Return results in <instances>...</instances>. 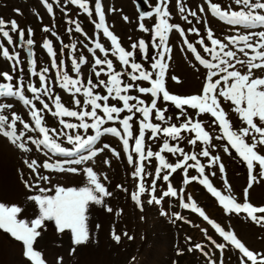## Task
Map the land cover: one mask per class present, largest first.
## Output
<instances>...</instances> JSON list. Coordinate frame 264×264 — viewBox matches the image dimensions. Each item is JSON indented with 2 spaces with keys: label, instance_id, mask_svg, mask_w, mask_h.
<instances>
[{
  "label": "rangeland",
  "instance_id": "obj_1",
  "mask_svg": "<svg viewBox=\"0 0 264 264\" xmlns=\"http://www.w3.org/2000/svg\"><path fill=\"white\" fill-rule=\"evenodd\" d=\"M80 2L86 4L87 11L72 0H0V19L6 22L3 31H7L11 37L9 43L8 37L0 31V84H11L14 90H20L24 97L32 102L25 104L18 96L0 97V104L11 105L0 114L6 115L11 120L12 114L15 113L33 129H24L23 123L17 122L18 133H24V137L18 143H24L27 150L0 136V204L6 208H20L17 219L30 223L40 216L39 204L34 197L55 196L57 189L61 187L77 190L91 187L86 174V169L91 167L111 195L102 197L100 204L89 202L85 212L89 239L85 243L75 244L71 230L60 231L54 219L42 222L41 227L37 229L40 236L34 243V249L41 252L46 264H163L167 255H178L184 250L187 253L194 252L198 249L196 245L209 248L216 256L215 264H241L242 254L226 242L212 225L203 231L204 239L194 245L189 244L187 231L196 221L198 213L192 211L191 207H183L182 202L189 204L195 202L199 208L203 205L211 206L214 200L219 202L204 185L198 181L185 184L184 169L171 173L169 181H164L162 177L169 174L170 170L161 169V178H156L155 170L160 167V161L155 155L142 162L143 179L134 176L136 167L141 164L138 154L134 152L135 138L139 136L140 123L143 120L142 113L137 112L135 108L131 113L127 110L122 111L113 121L107 120L102 108L97 109V115L105 120L103 127H116L121 132V137L124 133L119 121L132 115L130 124L133 136L129 139V146L126 149L121 137L111 134L102 135L94 147L100 148L104 145L109 147L80 165L67 163L78 159L80 154L71 157L54 155L46 146L32 143L28 139V137L32 140L43 139V134L35 127L31 115L34 109L39 111L42 126L48 129L49 137L67 150H73L74 145L68 142L65 133L72 136L80 135L83 138L95 135V130L92 128L87 130L79 127L65 128L61 121L75 125H79L82 121L78 117L57 115L59 112L56 107L57 99L68 110L90 112L91 105L85 103L90 98L83 95L84 90L90 88L94 95L109 96L107 101L102 100L98 103L122 108L123 101L119 100L114 92L109 94L107 91L108 87H112L109 83L110 77L118 75L120 86H129L126 92H121V95L136 98L129 101L130 105L151 107V102L155 99L157 109L165 110L163 121L156 119L157 109H153L146 122L159 125L161 128L173 124L180 127L187 122V117H191L193 122L199 121L212 137L210 142L198 140L192 145L188 141L195 138V133L191 131L182 130L178 139H172L162 132L152 138L151 130L146 129L145 153L148 150L153 153L160 152L165 161L173 165L183 162L184 156L180 152L173 154L162 150L165 142L183 149L184 154H195L200 165L205 169L204 175L213 186L222 194L232 195L237 202H243L244 189L249 181L247 163L225 140L222 127L218 122H214L215 118L208 113L200 114L198 110L188 106H184L182 113L181 109L171 101L164 100L162 94L152 97L150 93L139 91L140 87H151V81L131 78L139 76V71L131 69L132 62L140 64L141 70L152 72L153 80L157 78L158 69H153L152 64L159 59V49L154 47L159 40L153 39V28L158 23V18L153 14L141 20L140 14L153 13L159 0H99L104 12L105 25L117 36L121 47L134 53L133 57L129 58L128 65L120 61L119 53L116 52L111 41L104 36L103 29L96 27L99 23V15L96 11L97 0H80ZM211 2L219 4L223 10H239L234 0H211ZM181 5L185 9L184 12L179 11ZM201 7L204 11H200ZM168 8L171 13L169 22L179 25L184 30V35L182 36L175 29L167 34V44L171 51L164 59L167 65L164 83L170 94L181 97L201 94L207 74L213 71L195 59L196 54L187 49L185 39L197 48V52L204 59L218 63L219 61L204 52V46L198 43L203 39L205 45L213 47L208 40L209 29L214 38L225 44L228 43V37L244 35L247 31L264 30L262 28L246 30L241 26L231 28L223 25L210 11L209 0H181L180 4L177 0H169ZM190 12H195L196 15L192 16ZM13 20L18 25L16 31H13L10 25ZM141 23L149 31H142L139 27ZM190 29L198 30L199 34ZM20 31L24 32L23 39L20 38ZM28 40H32L33 43L28 44ZM140 40L145 42L146 48L133 49L132 45L138 44ZM97 42L102 44L105 52L96 49ZM46 45L50 46L51 53ZM242 46V44L229 45L227 50ZM5 49L9 53L8 57L3 55ZM238 55L244 58L242 54L238 53ZM96 59L111 60L112 69H108L107 64H95ZM74 63L79 65V72L75 70ZM237 70L243 72L244 68L237 65ZM97 72H100L99 76L96 75ZM257 72L259 75H264V72L259 70ZM5 73L12 79H6L3 75ZM65 74L72 80L80 81V84L76 85L81 88L79 93L75 92V88L71 85L62 86L65 84ZM41 76L44 78L43 81ZM99 81H105V84L101 85ZM31 87H36L39 91L33 94L30 91ZM36 96H39V100ZM219 99L233 129L246 127L239 115L233 111L234 105L222 97ZM75 100H80L81 104L76 105ZM140 100L144 101L143 105L138 104ZM45 104L48 105L47 108H44ZM83 122L92 124L94 120L85 117ZM204 149L209 151V157L201 155ZM81 154L87 155V152ZM129 155L133 157L131 164L128 160ZM217 156L220 158L219 161L213 163L211 158ZM106 160L108 163H105ZM33 161L35 164L30 167ZM46 163L52 167H44ZM195 164L196 161H187V165ZM220 164L224 166L223 172L220 171ZM74 167L78 169L77 172L69 171ZM252 174L257 177V182L249 189V202L264 206V178H261L258 171ZM187 176L200 177V173L196 167H187ZM153 181H155V192L152 190ZM141 183L145 188L143 193L139 192ZM168 183L177 190V196H168L174 216L171 222L158 215V209L154 207V204H157L155 201L152 205L149 203L153 196L157 199L162 197ZM226 183L231 186L230 191ZM185 185L190 188L187 194L183 193ZM42 189L45 191H41ZM133 194L139 196L138 201L133 199ZM221 207L222 209H213L212 221L225 231L234 232L249 249L264 253V226L252 222L245 213L227 214L222 205ZM178 216L180 218H177ZM114 234L120 236L119 242L114 239ZM212 241H215V244ZM216 244H223L225 247L221 250ZM24 252L25 246L21 241L11 233L0 229V264H32Z\"/></svg>",
  "mask_w": 264,
  "mask_h": 264
},
{
  "label": "snow or ice",
  "instance_id": "obj_2",
  "mask_svg": "<svg viewBox=\"0 0 264 264\" xmlns=\"http://www.w3.org/2000/svg\"><path fill=\"white\" fill-rule=\"evenodd\" d=\"M73 3H78L80 7L84 8L87 11L86 4L80 2V0H72ZM169 0H159L157 6L154 8L153 13H141L140 19L144 20L147 17H151L153 14L158 18V23L154 25V37L153 39L158 38L159 43L154 44V47L159 49L158 56L159 59L152 64L153 69H158V74L156 79H152V72H145L141 70V65L135 62L130 64V67L134 71H139V76H132V80H145L151 81V87H140L139 91L141 93H150L152 97H157L158 94H162V97L166 101H171L178 109H181L183 113L184 106H188L192 109L198 110L200 114L208 113L215 118L214 122H218L223 128L225 136L232 148L235 149L236 153L247 163L249 170V181L248 186L244 189L243 202H237L235 197L232 195L222 194L213 184L210 182L207 176L204 175V167L200 165L199 160L195 154L188 155L183 153V149L179 147L170 146L165 142L162 146V150H166L170 153L180 152L183 154V162H177L174 165L165 161L164 157L160 152L153 153L151 150H148L145 153L144 150V133L145 130H151L153 136L157 133L162 132L165 136L172 139H178L180 137L181 131H191L195 133V138L189 139V144L195 145L197 141L210 142L212 137L208 131H205L204 127L199 121L193 122V118L187 117V122L183 123L180 127L176 125H171L168 127L161 128L159 125H155L149 120L150 113L153 109H157L156 100L153 99L151 102V107H138L136 104H129L130 100H135L136 98L129 95H121V92H126L129 86L121 87V81L118 78V75H112L110 77L109 83L112 87H108L107 91L109 94L115 93V96L123 101V107L109 106L107 104L102 105L98 101H107L109 96H100L94 95L93 91L88 88L85 89L83 95L89 97L85 103L91 105V111L77 112L74 110H68L59 103L57 99L56 107L59 109L57 115L59 116H69V117H78L82 123L75 125L72 123H65L64 127L67 129H75L77 127L83 128L85 130L92 128L95 130V135H90L87 138H83L80 135H67L65 133L69 143L74 145L73 150H67L65 147H62L60 143L51 139L48 134V129L42 126V119L38 110H33L31 115L35 121V127L43 134V139L32 140L31 137H28L32 143H38L46 146L50 151L56 154H63L66 156L79 155L78 159L67 161V163H72L80 165L86 161L91 160L93 157L99 155L103 152L105 148H108L109 145H104L103 147L96 148L94 147L97 144V141L104 134H111L113 136L121 137V132L116 127H103L105 120L97 115V109L103 110L104 114L108 121H113L115 118L119 117V114L127 110L132 112L133 109L137 112L142 113L143 120L140 123L139 136L135 138L134 152L138 154L141 164L136 167L134 176L140 177L143 179V161L147 158L155 157L160 161V167L156 168V178H161L160 173L161 169H168L169 174L163 175L162 179L164 181H169V176L171 173H175L178 169L185 170V179L184 183H190L192 181H198L200 184L204 185L208 192L215 197L219 203L225 209L227 214L236 213H245L247 217L254 223L264 226V206H257L249 202V189L252 188L253 184L257 182V177L252 173L258 171L261 178H264V75H259V72H264V30L253 32L247 31V34L239 36L228 37V43L225 44L219 39L214 38V35L211 29L208 30V40H210L213 47H208L205 45L204 40L201 39L198 41L200 45L204 46V52H207L213 56L214 60H218V63H212L202 57V55L197 52V48L187 39L184 40V43L187 46V49L192 53H195V59L208 69H213L206 76V84L202 88V93L197 95H191L186 97H181L177 95L170 94L165 88L164 76L167 65L164 63V59L167 53H170L171 49L168 47L167 34L173 29L179 31L181 35H184V30L179 27V25L171 24L169 22L171 13L168 8ZM178 4L181 3V0H177ZM235 4L239 6V10H223L221 6L217 3L211 2L209 0V7L212 14L219 19L225 21L226 23L233 26H241L242 28L264 29V0H234ZM19 11V10H17ZM49 11L51 7L49 6ZM96 11L99 15V23L96 25L97 28L103 29V34L106 36L112 43V46L116 49V52L119 53L120 61L128 65L130 63L129 58L133 57L134 53L132 51H126L121 47L120 42L105 25V17L102 7L99 0H97ZM180 12H184L185 9L181 5L179 8ZM200 11H204V8L201 7ZM192 16H195V12L189 13ZM187 19V17H184ZM127 20V17H125ZM6 22L3 19H0V31H3V27ZM11 28L13 31L18 29L17 22L15 20L10 22ZM142 31H149L143 23L139 25ZM79 26H77V31H79ZM31 31V30H29ZM190 31H195L196 29H190ZM3 35L8 37L9 43H11V37L7 31H3ZM20 38H24V32L20 31ZM28 44H32V40L27 41ZM242 44V47L236 48L234 50H227L229 45ZM49 48L51 53L50 46L46 45ZM145 49L146 45L143 40H140L138 44H133L132 48L136 49ZM96 49H99L101 52H105L104 47L99 42L96 43ZM238 53L243 55V59L238 55ZM116 53H113L115 55ZM222 54V55H221ZM3 55L8 57L9 53L5 49ZM235 61V63H233ZM83 62V59L82 61ZM95 64H107L108 69H112L111 60H101L96 59ZM237 65H240L244 68V71L241 72L237 70ZM75 70L79 72V65L74 63ZM232 69V70H229ZM4 77L8 80H11L12 77L7 73L3 74ZM97 76L100 75V72L96 73ZM41 76V80L43 81ZM175 79V77H173ZM65 84L62 86L71 85L75 88V92L79 93L81 91L80 87L76 85L80 84L79 80H72L66 74L64 75ZM91 83V81H89ZM101 85L105 84V81H99ZM30 91L33 94H36L39 89L36 87H31ZM19 97L25 104H31V100L26 99L23 93L16 89L14 90L11 84H0V97ZM230 101L234 105L233 111L237 113L240 119L244 122L246 127H241L239 130H234L230 120L227 117L225 110L221 106V101L219 98ZM36 99L39 100V96H36ZM76 105H80V100H75ZM138 104L143 105L144 101H138ZM11 105L0 104V113L5 109L10 108ZM48 105L45 104L44 108H47ZM165 110L157 109L156 119L163 121L165 119L164 115ZM114 114L115 117H114ZM85 117H91L94 120V123L88 124L84 123L83 120ZM133 119L132 115L126 116L120 120V124L123 127L124 136L121 137L123 140V145L127 149L129 146V139L132 138L133 134L131 131L130 121ZM23 123L24 129L33 130L30 128L28 123H24L21 120V117L15 113L12 114L11 120L6 115L0 114V136L7 138L11 143L16 144L18 147L25 149L24 143H18L24 137L23 132L17 130V122ZM87 152V155L81 153ZM227 151V148H225ZM201 155L204 157H209L210 153L207 149H204L201 152ZM212 162H218L219 157H212ZM129 163H133V157L129 155ZM192 160L196 161L195 165H187V161ZM105 163H108L106 160ZM35 164L33 161L29 166L32 167ZM258 166V167H257ZM44 167H52L50 164H45ZM187 167H196L197 171L200 173V177L187 176ZM69 171L77 172V168H70ZM220 171H224L223 164H220ZM86 174L88 177V183L91 187H83L79 190L74 188H58L56 195L52 197H43L40 196L34 197V199L39 204L40 216L39 218L32 220L30 223H26L22 220L17 219V214L21 211L18 207L6 208L4 205L0 204V229H3L9 233L17 240L21 241L25 246L24 255L32 262V264H46L45 259L42 257L40 251L34 249V243L37 240V237L40 236V232L37 231L42 225V222L45 220L54 219L59 230L63 231L65 229H70L73 233V242L77 245L85 243L89 239V232L86 227V216L85 212L89 202H95L97 204L102 203V197L109 196V193L104 184L98 179L97 173L91 168L86 169ZM213 175H215L213 173ZM202 177V178H201ZM119 187V186H118ZM228 190H231V186L227 185ZM152 190L155 192V181L152 183ZM41 191H45L42 189ZM145 188L143 183L140 184L139 192L143 193ZM168 196H177V190L172 186L171 183H168L167 190L162 193V197ZM134 200H139L137 194H133ZM155 201L160 203V199H157L155 196L149 203ZM182 206L185 208L191 207L192 211L197 212L201 217H203L212 227L219 233L223 239L234 246L242 254L241 264H264V253H259L249 249L234 232L225 231L219 224L212 221L205 212L197 207L195 202L183 203ZM111 211V209H108ZM177 218H180L179 216ZM114 239L119 242L120 236L114 234ZM211 239V237H209ZM215 244V241H212ZM217 248L221 250L224 249L225 245L216 244ZM196 248L201 249L200 245H196ZM191 250V249H190Z\"/></svg>",
  "mask_w": 264,
  "mask_h": 264
},
{
  "label": "trees",
  "instance_id": "obj_3",
  "mask_svg": "<svg viewBox=\"0 0 264 264\" xmlns=\"http://www.w3.org/2000/svg\"><path fill=\"white\" fill-rule=\"evenodd\" d=\"M219 20V19H218ZM223 25H226L227 27H237L230 25L228 23H225L221 20H219ZM190 192V188L188 185H185L183 188V193L187 194ZM160 203L154 204L158 211V215L167 221L171 222L173 220V212H172V203L170 201V198L168 197H161ZM152 205V203H150ZM211 206H201L200 209H202L205 214L212 220L213 214L212 211L214 208L222 209L219 202L214 200L213 204H210ZM214 205V206H213ZM161 212V213H160ZM208 221H206L203 217H201L199 214H196V221L188 228L187 231L189 235V244H195L201 239H204L203 231L207 230L209 227ZM203 250L197 249L194 250V252L187 253L185 250L179 253L178 255H167L166 260L163 264H213L216 262V256L211 252V250L207 247H202ZM215 264V263H214Z\"/></svg>",
  "mask_w": 264,
  "mask_h": 264
}]
</instances>
